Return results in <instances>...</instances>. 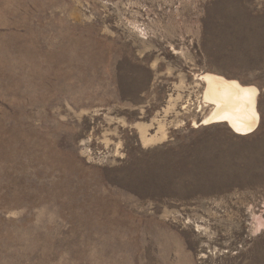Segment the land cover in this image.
Returning a JSON list of instances; mask_svg holds the SVG:
<instances>
[{"label":"rangeland","instance_id":"1","mask_svg":"<svg viewBox=\"0 0 264 264\" xmlns=\"http://www.w3.org/2000/svg\"><path fill=\"white\" fill-rule=\"evenodd\" d=\"M0 264H264V0H0Z\"/></svg>","mask_w":264,"mask_h":264},{"label":"bare ground","instance_id":"2","mask_svg":"<svg viewBox=\"0 0 264 264\" xmlns=\"http://www.w3.org/2000/svg\"><path fill=\"white\" fill-rule=\"evenodd\" d=\"M198 80L204 83L198 102V110L208 109L201 122H193L192 128H209L226 125L235 135L246 136L258 126L256 99L257 87L242 85L236 80L226 79L221 75L202 73ZM185 102L183 109L190 108Z\"/></svg>","mask_w":264,"mask_h":264}]
</instances>
